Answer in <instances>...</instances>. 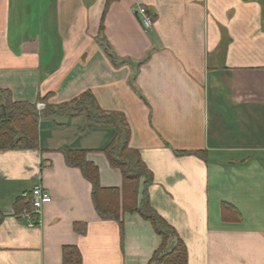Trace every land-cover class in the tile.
<instances>
[{
	"label": "crops",
	"instance_id": "obj_1",
	"mask_svg": "<svg viewBox=\"0 0 264 264\" xmlns=\"http://www.w3.org/2000/svg\"><path fill=\"white\" fill-rule=\"evenodd\" d=\"M106 2L0 0V89L14 102L51 94L52 106L91 92L124 115L152 175L138 202L146 191L186 264H264V0ZM101 22L115 63L97 42ZM87 125L84 114L40 116L37 148L0 151V264H150L160 244L150 222L102 220L90 182L65 162L84 150L101 188L121 189L102 152L113 128ZM36 184L51 202L28 228L9 211Z\"/></svg>",
	"mask_w": 264,
	"mask_h": 264
},
{
	"label": "trees",
	"instance_id": "obj_2",
	"mask_svg": "<svg viewBox=\"0 0 264 264\" xmlns=\"http://www.w3.org/2000/svg\"><path fill=\"white\" fill-rule=\"evenodd\" d=\"M113 0H107L105 11ZM103 23L99 27L97 42L106 55L115 63V57L109 52L106 40L102 36ZM51 94L38 97L35 103L14 102L8 91L0 89V151L35 149L38 146L37 126L40 116L56 113L68 115L84 114L88 120L87 128L92 126H110L114 130L111 143L102 150L109 165L118 169L122 176L121 189H103L99 184L98 169L86 160L84 150H66L63 152L68 166L77 168L91 184V199L97 215L102 220L120 221L121 213H136L150 222L160 239L150 264H186V248L174 229L152 209L148 203L146 191L144 198L138 202V190L141 179L147 186L152 175L140 161L138 153L129 148L130 130L121 113L101 111L91 92L86 91L69 102L52 106L47 103ZM37 103H43L44 109L38 111ZM204 157V153H195ZM134 157L135 162L131 161ZM28 201L18 198L13 209L20 211L28 206ZM78 229V225L75 226ZM65 262L78 263L80 256L75 248H63Z\"/></svg>",
	"mask_w": 264,
	"mask_h": 264
},
{
	"label": "built area",
	"instance_id": "obj_3",
	"mask_svg": "<svg viewBox=\"0 0 264 264\" xmlns=\"http://www.w3.org/2000/svg\"><path fill=\"white\" fill-rule=\"evenodd\" d=\"M137 15L140 17L141 23L145 29L150 27L151 18L145 8L140 7L137 10ZM36 108L38 111H41L44 108V104L38 103ZM22 198L28 201V206L18 212L14 209H11L9 212L12 216L22 221L26 227L33 228L39 224L40 215L44 206L51 202L50 193L41 184H36L29 192L24 193Z\"/></svg>",
	"mask_w": 264,
	"mask_h": 264
},
{
	"label": "rangeland",
	"instance_id": "obj_4",
	"mask_svg": "<svg viewBox=\"0 0 264 264\" xmlns=\"http://www.w3.org/2000/svg\"><path fill=\"white\" fill-rule=\"evenodd\" d=\"M37 104H38V103H37ZM37 104H36V105H37ZM44 107H45V106H44ZM36 109H37V108H36ZM43 109H44V108H43ZM43 109H42V110H43ZM42 110H41V111H42ZM39 112H40V111H39ZM45 116L48 117V115H46V114H43V115H42V117H45ZM141 180H143V179H141Z\"/></svg>",
	"mask_w": 264,
	"mask_h": 264
}]
</instances>
